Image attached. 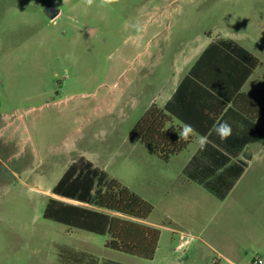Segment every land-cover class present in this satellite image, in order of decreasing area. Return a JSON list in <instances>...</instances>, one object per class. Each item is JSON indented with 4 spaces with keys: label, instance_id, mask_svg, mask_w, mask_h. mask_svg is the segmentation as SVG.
I'll return each mask as SVG.
<instances>
[{
    "label": "rangeland",
    "instance_id": "rangeland-1",
    "mask_svg": "<svg viewBox=\"0 0 264 264\" xmlns=\"http://www.w3.org/2000/svg\"><path fill=\"white\" fill-rule=\"evenodd\" d=\"M51 1L0 0V264H76L82 252L96 264H264V138L222 200L183 182L197 140L166 165L130 136L212 40L259 58L243 91L264 104V0H58L54 20ZM87 169L153 206L152 260L43 217L52 197L80 204L52 191L69 170Z\"/></svg>",
    "mask_w": 264,
    "mask_h": 264
},
{
    "label": "trees",
    "instance_id": "trees-1",
    "mask_svg": "<svg viewBox=\"0 0 264 264\" xmlns=\"http://www.w3.org/2000/svg\"><path fill=\"white\" fill-rule=\"evenodd\" d=\"M261 62L250 50L230 39L212 42L184 77L172 99L163 107L151 105L131 131V138L145 145L163 162L185 151L188 141H178L183 124L192 125L195 133L207 135L209 144L201 151L207 160L204 174L197 178L218 198L225 199L248 167L245 161H233L252 142L264 138V104L242 91ZM235 112L241 122L250 126L242 137L230 145L212 144L213 126L225 121L226 112ZM173 119L182 126L168 130ZM210 149V152L206 150ZM233 149L235 152H233ZM220 157H223L221 159ZM69 170L53 188L57 198L49 199L43 217L48 220L101 236H108L106 247L133 257L152 260L161 232L146 223L153 206L121 182H105L103 174L92 169L75 176ZM103 190L96 185H103ZM74 262L83 264L88 255L73 253ZM88 264H96L90 258ZM103 264H123L107 260Z\"/></svg>",
    "mask_w": 264,
    "mask_h": 264
},
{
    "label": "crops",
    "instance_id": "crops-1",
    "mask_svg": "<svg viewBox=\"0 0 264 264\" xmlns=\"http://www.w3.org/2000/svg\"><path fill=\"white\" fill-rule=\"evenodd\" d=\"M225 39H227V38H225ZM218 40H220V39H218ZM230 40H232V39H230ZM214 41H216V40H212L208 45H207V47L212 43V42H214ZM235 41V40H234ZM237 42V41H236ZM239 43V42H238ZM243 46V45H242ZM206 47V48H207ZM205 48V49H206ZM246 48V47H245ZM205 49H203L199 54H198V57H197V59L199 58V56L203 53V51L205 50ZM249 50V49H248ZM196 59V60H197ZM196 60H195V62H196ZM194 62V63H195ZM194 63H193V65H194ZM192 65V66H193ZM192 66L190 67V69L192 68ZM189 69V70H190ZM189 70L184 74V76L181 78V79H179V81L177 82V83H175L173 86H172V89H170L169 90V94H166L165 95V97H164V103H163V106H162V108L168 103V101H170L171 99H172V97H173V95H174V93L176 92V90H177V88L179 87V85H180V83L182 82V80L184 79V77L188 74V72H189ZM256 71V70H255ZM255 73V72H254ZM254 73L249 77V79L246 81V83L244 84V86L242 87V91H243V89L246 87V85H247V83H248V81L250 80V78L254 75ZM244 92V91H243ZM246 93V92H245ZM247 94H249V93H247ZM249 95H251V94H249ZM253 96V95H252ZM254 97H256V96H254ZM260 101V100H259ZM261 102V101H260ZM227 114H226V117H225V121H227L230 125H231V127H232V134H231V136L227 139V140H225V141H222V140H220V138L215 134V132H213V135H212V140H210V142L212 143V144H222V145H230V143H231V141H233L235 138H237V137H242L243 136V134L250 128V126H248V125H246V124H244L243 122H241L240 120H239V118H238V116H237V114L235 113V112H229V111H227L226 112ZM180 127V126H182V124L178 121V120H176V119H173V122H172V124H170L167 128H168V130L169 131H172L174 128H176V127ZM192 142L190 143V145H192L193 143H194V141L195 140H197V137L194 135V136H192ZM259 142V141H258ZM254 143H257V142H252V143H249L244 149H243V151H241L240 153H239V155L237 156V157H233L232 158V160L233 161H245L246 163H247V165H248V167L246 168V170H245V172L247 171V169L249 168V166H250V162H251V160H252V152L249 150V146L250 145H252V144H254ZM190 145H189V147H190ZM188 147V148H189ZM188 148L185 150V151H187L188 150ZM233 152H235L233 149H231ZM185 151H183L182 153H184ZM207 152H210L211 150L210 149H207L206 150ZM182 153H180V154H178V155H175V156H172L171 158H170V160L168 161V162H163L162 160H160V162H162V163H165L166 165L168 164H170L171 163V161H172V159H174V158H177V157H179ZM247 153L249 154L250 153V156H248L247 158H246V155H247ZM221 159H223V157H220ZM207 160V158L206 157H204V156H202V152H201V150H199V146H198V148H197V150L196 151H194L193 153H192V156L190 157V159H189V161H188V163L185 165V167L183 168V170H182V173L184 174V173H186L187 172V179L186 180H184L183 182H184V184L185 185H188V186H191V185H194V183L195 184H198V185H200L201 187H203L204 189H206V187L202 184V183H200L199 181H197V178L198 177H200L201 175H203L204 174V163L203 162H205ZM245 172L243 173V175L240 177V179L236 182V184L242 179V177L244 176V174H245ZM235 184V185H236ZM167 216V218H168V215H166ZM146 223H148L147 221H146ZM149 224V223H148ZM149 225H151V224H149ZM153 226V225H152Z\"/></svg>",
    "mask_w": 264,
    "mask_h": 264
},
{
    "label": "clouds",
    "instance_id": "clouds-1",
    "mask_svg": "<svg viewBox=\"0 0 264 264\" xmlns=\"http://www.w3.org/2000/svg\"><path fill=\"white\" fill-rule=\"evenodd\" d=\"M84 5L87 8H91L96 0H83ZM101 6L110 7L118 3V0H99ZM212 131L220 138V140H227L232 134V127L227 121H218L214 126ZM178 141H188L190 137H197V144L199 146V150L203 151L207 145L209 144V138L207 135H199L195 133V129L190 124H183L182 128L177 132Z\"/></svg>",
    "mask_w": 264,
    "mask_h": 264
},
{
    "label": "water",
    "instance_id": "water-1",
    "mask_svg": "<svg viewBox=\"0 0 264 264\" xmlns=\"http://www.w3.org/2000/svg\"><path fill=\"white\" fill-rule=\"evenodd\" d=\"M46 15L54 20L60 15V9L58 8V0H52L45 8Z\"/></svg>",
    "mask_w": 264,
    "mask_h": 264
},
{
    "label": "built area",
    "instance_id": "built-area-1",
    "mask_svg": "<svg viewBox=\"0 0 264 264\" xmlns=\"http://www.w3.org/2000/svg\"><path fill=\"white\" fill-rule=\"evenodd\" d=\"M184 239H185V236L184 235H181V237H180V240L181 241H184ZM263 262L261 261V260H256L255 261V264H262Z\"/></svg>",
    "mask_w": 264,
    "mask_h": 264
}]
</instances>
